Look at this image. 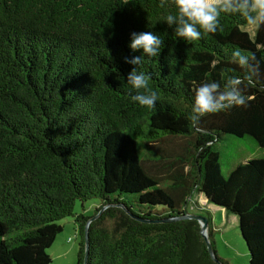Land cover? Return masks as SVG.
<instances>
[{"label": "trees", "instance_id": "obj_1", "mask_svg": "<svg viewBox=\"0 0 264 264\" xmlns=\"http://www.w3.org/2000/svg\"><path fill=\"white\" fill-rule=\"evenodd\" d=\"M175 12L172 0H0V264H51L58 222L93 199L102 205L87 230V264H217L197 221L159 222L192 213L191 202L219 262L231 264L217 255L212 214L195 194L235 215L249 264H264V158L224 175L214 149L222 135L264 149V26L251 36L242 17L222 13L215 34L185 42L164 22ZM142 31L162 38L159 56L125 63L143 54L129 47ZM237 48L255 53L259 80L243 79L231 61ZM133 67L150 75L155 109L132 101ZM231 76L246 85V106L191 121L196 88ZM169 138L187 143L164 186L144 161ZM94 217H76L77 264Z\"/></svg>", "mask_w": 264, "mask_h": 264}, {"label": "clouds", "instance_id": "obj_2", "mask_svg": "<svg viewBox=\"0 0 264 264\" xmlns=\"http://www.w3.org/2000/svg\"><path fill=\"white\" fill-rule=\"evenodd\" d=\"M167 2L168 0H160L161 7ZM172 3L176 12L166 15L164 22L169 27L175 26V35L185 42L199 40L202 33L215 34L221 27L222 13L238 14L256 29L264 26V0H172ZM163 46L162 38L152 31L132 32L129 47L133 51L142 49L143 54L131 59L125 57V63L140 65L144 57L159 56ZM231 61L243 70V79L247 82L260 79V62L255 53L237 48L232 52ZM150 79L149 74L138 72L137 68L133 67L127 76V83L136 91V94L131 96L132 101L141 107L155 109L159 97L157 92L149 87ZM245 86L240 77L235 76L229 77L223 87L215 81L201 84L195 90L190 120L199 122L204 116L234 106H246Z\"/></svg>", "mask_w": 264, "mask_h": 264}, {"label": "rangeland", "instance_id": "obj_3", "mask_svg": "<svg viewBox=\"0 0 264 264\" xmlns=\"http://www.w3.org/2000/svg\"><path fill=\"white\" fill-rule=\"evenodd\" d=\"M251 36H254L256 28L249 25L246 29ZM187 143L185 139L169 138L162 142L151 145V148L157 153V160H146L144 166L149 174L161 178L164 186L172 184L173 172L171 166L174 158L182 152V146ZM214 149L221 155V165L224 175H228L235 167L243 165L248 160L255 158H264V149L258 147V144L247 136L245 138H237L234 135H222L220 140L215 144ZM143 148H140L141 158L143 159ZM159 157H163L160 159ZM201 195L195 194L193 200L199 205L202 201ZM102 205L101 200H89L84 207L81 203L75 206V216L67 217L58 222L63 230L53 242L48 250L51 258V264H77L79 256V244L82 238L79 234V224L76 223V217L84 215L85 217H94L96 210ZM192 206V202L190 203ZM190 206L189 211L196 212L195 208ZM220 214L217 217V223H220ZM220 226V225H219ZM220 228L213 232L212 241L214 249L220 259H227L231 264H249L250 254L247 244L241 236L239 227L230 229L224 233Z\"/></svg>", "mask_w": 264, "mask_h": 264}, {"label": "water", "instance_id": "obj_4", "mask_svg": "<svg viewBox=\"0 0 264 264\" xmlns=\"http://www.w3.org/2000/svg\"><path fill=\"white\" fill-rule=\"evenodd\" d=\"M103 212V210H102ZM101 212V213H102ZM100 214V213H99ZM99 214L94 217L91 221L88 222V225L86 227V233H85V237H86V242H85V247H86V256L84 258V264H87V256H88V253H89V236H88V227L89 225L92 223V221L96 220L99 216ZM185 219H190V220H194V221H197L200 225H201V235L202 237L205 239V242H206V246L208 248V251L210 253V255L212 256L214 262H216L217 264H221L219 262V259L218 257L216 256L213 248H212V243L211 241L209 240V236H208V231H209V221L208 219L206 218V216L204 215H201V214H192V213H187L185 214V216H182L180 218H174V219H167V220H160L159 222H162V223H169V222H173L175 220H185ZM155 223V222H154ZM157 223V222H156Z\"/></svg>", "mask_w": 264, "mask_h": 264}, {"label": "crops", "instance_id": "obj_5", "mask_svg": "<svg viewBox=\"0 0 264 264\" xmlns=\"http://www.w3.org/2000/svg\"><path fill=\"white\" fill-rule=\"evenodd\" d=\"M201 196H202L201 198H203L202 200H205V202L202 201L199 204V206L201 209H206L210 211V213L212 214L211 217L215 230H218L220 228V230L223 229L222 231L226 233L232 225L234 226V228L239 227V222L238 219L235 217V215L227 213L224 209H221V207L208 205L206 203L207 202L206 198L203 195ZM218 214H220L221 216L220 223H217Z\"/></svg>", "mask_w": 264, "mask_h": 264}]
</instances>
